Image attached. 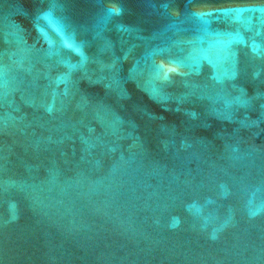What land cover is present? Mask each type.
<instances>
[{
    "label": "water",
    "instance_id": "water-1",
    "mask_svg": "<svg viewBox=\"0 0 264 264\" xmlns=\"http://www.w3.org/2000/svg\"><path fill=\"white\" fill-rule=\"evenodd\" d=\"M0 264H264V0H0Z\"/></svg>",
    "mask_w": 264,
    "mask_h": 264
}]
</instances>
